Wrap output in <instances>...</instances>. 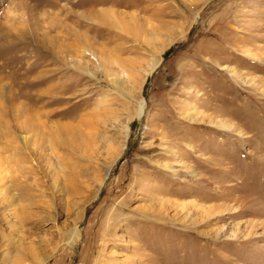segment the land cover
Instances as JSON below:
<instances>
[{
    "label": "rangeland",
    "instance_id": "374dc122",
    "mask_svg": "<svg viewBox=\"0 0 264 264\" xmlns=\"http://www.w3.org/2000/svg\"><path fill=\"white\" fill-rule=\"evenodd\" d=\"M0 264H264V0H0Z\"/></svg>",
    "mask_w": 264,
    "mask_h": 264
},
{
    "label": "bare ground",
    "instance_id": "6f19581e",
    "mask_svg": "<svg viewBox=\"0 0 264 264\" xmlns=\"http://www.w3.org/2000/svg\"><path fill=\"white\" fill-rule=\"evenodd\" d=\"M38 131H39V133H42L43 134L42 136L44 137L45 132L43 130H40V129H38ZM47 134H50V132L49 133L47 132Z\"/></svg>",
    "mask_w": 264,
    "mask_h": 264
}]
</instances>
